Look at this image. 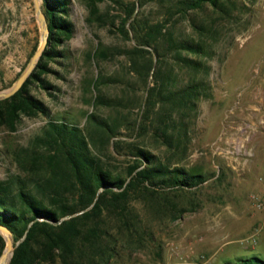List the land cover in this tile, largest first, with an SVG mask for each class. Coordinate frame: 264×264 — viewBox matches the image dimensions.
<instances>
[{
  "label": "rangeland",
  "instance_id": "rangeland-1",
  "mask_svg": "<svg viewBox=\"0 0 264 264\" xmlns=\"http://www.w3.org/2000/svg\"><path fill=\"white\" fill-rule=\"evenodd\" d=\"M134 1L138 0H69L67 18L74 32L57 46L41 79L30 84L31 93L48 106L51 115L23 116L13 132L0 125V180L26 175L15 155L43 134L51 118L84 127L95 113L139 124L148 88L154 85L157 56L153 53L155 66L148 78L132 63L128 50L134 42L120 25ZM173 1H151L141 8L138 4L137 10L157 21L166 16ZM221 4L227 12L211 3L189 11L190 18L207 23L214 35L208 39L209 55L187 53L210 66L207 73L197 74L209 82V96L196 100L197 109L186 118L189 127L182 141L169 145L152 128L136 136L122 127L127 142L200 169L207 180L177 198L179 206L188 209L175 220L164 210L136 201L153 237L147 246L126 250L111 264H231L242 257L264 259V210L252 199L255 193H264V130L251 136L245 156L231 157L212 148L222 135L256 122L264 113L263 107L254 113L256 96L251 92L259 85L264 98V0H221ZM189 17L176 14L169 27L178 36L197 38ZM41 39L34 0H0V90L17 81ZM163 66L179 70L181 85L192 76L190 69L181 71L170 55ZM99 95L117 105L98 103ZM112 142L103 148L104 158L124 172L129 161L112 156Z\"/></svg>",
  "mask_w": 264,
  "mask_h": 264
},
{
  "label": "trees",
  "instance_id": "trees-1",
  "mask_svg": "<svg viewBox=\"0 0 264 264\" xmlns=\"http://www.w3.org/2000/svg\"><path fill=\"white\" fill-rule=\"evenodd\" d=\"M151 1L156 0L130 3L120 25L134 42L128 52L140 75H151L153 53L157 56L154 85L148 88L141 121L122 123L91 113L83 127L51 118L43 134L23 153H16L26 175L0 180V224L12 231L15 244L26 237L16 246L9 264H111L124 251L147 246L148 238L153 237L136 201L149 203L158 212L164 210L175 220L188 209L180 207L177 198L207 180L200 169L187 168L127 142L122 127L136 136L152 128L169 145L182 141L189 127L186 118L197 109L196 100L209 96V82L198 79L197 74L207 73L210 66L187 53L209 55L208 39L214 35L207 23L190 18L189 11L203 9L207 3L216 9L225 7L221 0H175L164 18L152 21L137 10L138 4L141 8ZM68 5L69 0H43L51 31L49 44L22 88L0 99V125L9 131L18 129L23 116L51 115L48 106L31 93L30 84L41 79L57 46L74 32L67 18ZM176 14L189 17L197 38L178 36L169 27ZM169 55L181 71H192L182 85L175 65L163 66ZM97 102L117 105L103 95ZM111 141L112 156L129 161L124 172L104 158L103 148ZM5 247L0 234V255ZM231 264H264V259L242 257Z\"/></svg>",
  "mask_w": 264,
  "mask_h": 264
},
{
  "label": "water",
  "instance_id": "water-1",
  "mask_svg": "<svg viewBox=\"0 0 264 264\" xmlns=\"http://www.w3.org/2000/svg\"><path fill=\"white\" fill-rule=\"evenodd\" d=\"M34 4L42 34L40 46L34 53L29 65L27 66L25 71L19 76L17 81L11 87L4 90H0V99L8 98L17 93L22 88L26 80L37 67L39 60L41 59L49 44L51 31L47 16L43 9V0H34ZM0 234H2L6 240V247L0 255V264H9L14 255L16 246L26 237V234L16 244L14 243L13 233L7 226L0 224Z\"/></svg>",
  "mask_w": 264,
  "mask_h": 264
},
{
  "label": "built area",
  "instance_id": "built-area-1",
  "mask_svg": "<svg viewBox=\"0 0 264 264\" xmlns=\"http://www.w3.org/2000/svg\"><path fill=\"white\" fill-rule=\"evenodd\" d=\"M264 130V113L258 116L256 122L236 126L233 132L225 133L216 140L212 148L215 153L225 154L231 157H241L249 153L247 143L251 136ZM251 154V153H250ZM1 164V162H0ZM256 206L264 210V193L257 192L252 196Z\"/></svg>",
  "mask_w": 264,
  "mask_h": 264
},
{
  "label": "crops",
  "instance_id": "crops-1",
  "mask_svg": "<svg viewBox=\"0 0 264 264\" xmlns=\"http://www.w3.org/2000/svg\"><path fill=\"white\" fill-rule=\"evenodd\" d=\"M259 89V85H255L252 89L251 92L254 94L253 96H256V102L252 105L253 109H254V113L259 114L260 113V109L263 107L264 108V98L261 95V91L258 90ZM260 97V98H259ZM264 190V188H261Z\"/></svg>",
  "mask_w": 264,
  "mask_h": 264
}]
</instances>
